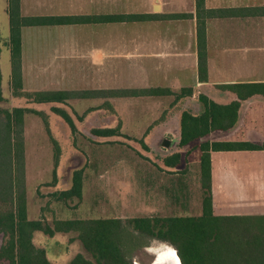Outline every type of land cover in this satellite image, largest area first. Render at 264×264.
I'll list each match as a JSON object with an SVG mask.
<instances>
[{
	"label": "crops",
	"instance_id": "0c3cea01",
	"mask_svg": "<svg viewBox=\"0 0 264 264\" xmlns=\"http://www.w3.org/2000/svg\"><path fill=\"white\" fill-rule=\"evenodd\" d=\"M8 7V0H0V68L4 47L10 52L11 62ZM205 7L242 11L234 15L206 18L208 71L206 79L202 80L199 77L196 0H21L23 16L93 17L112 14L149 16L134 21L92 20L88 23L22 27L24 90L90 91L88 96L70 98L66 103L35 105L48 115L49 123L43 124L44 132L41 137L49 140L52 164L53 138L60 147L67 148L66 153L74 154L77 151L74 149L73 141L76 139L74 137H78L77 134L72 136L68 125L60 117H55L51 111L52 105L66 108L74 119L77 132L100 144L120 141L121 137H126L137 145L141 144L139 140H143L149 146L147 151L152 152L159 144L151 146L150 139L157 130H161L163 133L160 144L168 147L166 150L171 154L181 153V164L178 167L174 169L166 167L172 171L186 168L187 161L183 156V149L191 147L187 158H192L199 169L201 194L203 189L200 169L201 142L205 140L264 142V96L256 94L241 100L239 121L233 129L215 130L187 145H179L181 115L186 110L193 114L202 112V105L199 102L201 94L220 104H228L239 98L234 91L225 87L226 85L264 82V0H205ZM174 13H188L189 16L167 17ZM2 18L6 30L5 37L1 34ZM11 73L12 67L8 81L9 95H4L2 73L5 99L7 97L12 99ZM153 87L168 88L174 94L124 96L112 93L117 90H142ZM184 88H190L192 92L182 95ZM87 99H93L95 102L84 104L82 100ZM129 106L144 109V112L143 110L140 112L154 116L138 136L125 133L122 119L123 136L92 134V129L115 127L112 124L114 116H122ZM84 115L93 118L94 125L88 130L82 128L83 124L80 122ZM174 116L177 119L174 121V128L166 130L165 125H169L170 118ZM169 135L173 136L172 140L168 138ZM30 136L25 116L27 179H29L27 142ZM179 147L180 150L177 149ZM78 154L82 156H80L82 161H85L83 153ZM67 159L65 156L63 161ZM182 159L186 161L183 168ZM211 160L214 215H264V149L212 151ZM51 167L53 171L54 166ZM183 171L187 180L188 172L186 169ZM178 174L180 173L174 175ZM172 181L170 180L169 184L161 183L159 187L170 191L174 188ZM57 184L59 187L62 183ZM202 200L203 196L195 216L202 215ZM42 205L43 203L41 209H38L36 219L41 218Z\"/></svg>",
	"mask_w": 264,
	"mask_h": 264
},
{
	"label": "trees",
	"instance_id": "16d2710c",
	"mask_svg": "<svg viewBox=\"0 0 264 264\" xmlns=\"http://www.w3.org/2000/svg\"><path fill=\"white\" fill-rule=\"evenodd\" d=\"M9 1L10 46H11V89L12 99L24 97L22 105L14 103L12 108L0 106V233L4 241L0 245V261L8 264H51L45 248H38L34 241L36 231L49 236L57 232L77 231L84 248L94 260L87 259L82 253L76 254L69 264H135L131 253L132 244L136 247L148 244L143 241L153 239L167 242L175 247L181 264H264V215H214L212 209L211 152L219 150H263V143L250 141H213L201 142V178L206 192L202 200V215L136 216L124 220L121 217H98L87 219H59L51 226L44 218L30 219L27 203L25 116L34 113L48 124V115L35 107L42 103H66L67 99L84 97L90 91H26L22 79V38L21 29L29 25H62L96 22L134 21L148 18L145 14H112L102 16L59 15V16H23L21 0ZM198 18V54L199 77H207L206 18L234 15L241 9H207L205 0H196ZM242 11V10H241ZM188 13L169 14V18H186ZM1 41V40H0ZM1 53V45H0ZM225 87L234 91L238 98L228 104H220L205 94L199 96L202 112L193 114L184 111L181 115L180 146L204 137L215 130L233 129L239 121L241 100L253 95L264 96V82L234 83ZM192 92L184 88L183 94ZM113 95H164L174 94L168 88L153 87L142 90H117ZM5 98L2 90V72L0 68V101ZM55 117H60L69 127L72 136L77 128L72 115L66 108L52 105ZM77 117H79L77 115ZM122 124L112 128L92 129L96 136H123ZM117 142L116 140L112 141ZM144 150L149 146L139 140ZM54 163L58 165L61 147L53 138ZM77 151L76 142L73 141ZM69 153V154H67ZM69 174L64 179L65 188L53 195L57 200H68L83 196L82 158L67 152ZM73 155V154H72ZM82 157V156H81ZM81 161V162H80ZM163 164V166H161ZM159 167L172 169L181 164V153L167 155ZM78 165H81L77 167ZM172 171V170H171ZM56 167L53 170L52 185L63 183Z\"/></svg>",
	"mask_w": 264,
	"mask_h": 264
},
{
	"label": "rangeland",
	"instance_id": "374dc122",
	"mask_svg": "<svg viewBox=\"0 0 264 264\" xmlns=\"http://www.w3.org/2000/svg\"><path fill=\"white\" fill-rule=\"evenodd\" d=\"M1 34L2 37H5L3 18ZM1 69L4 95H9L8 81L11 62L10 52L5 47L2 51ZM25 102L24 97L13 99L7 97L0 101V106L11 109L14 103L23 105ZM82 102L92 104L95 101L87 99ZM142 110L144 112V109ZM142 110L129 106L125 114L114 116L112 124L116 126L122 119L125 133L138 136L154 117L152 114L140 112ZM86 117L84 115L80 122L83 124L82 128L88 130L93 127L94 122L93 118L87 117L88 119H86ZM174 121H177L175 116L170 118L169 125L164 126L166 130L174 128ZM44 122L45 120L39 115L33 113L26 115V125L29 135H31L27 142L29 163V179H27L29 199L27 200L30 219H36L42 203L41 217L51 226H54L55 221L59 219L121 217L124 220L132 221L136 216L147 214L150 216L194 215L198 212L201 197L205 195L206 189H202V194L200 193L199 169L192 158H187L191 147L183 149V156L186 158L187 164L186 168H183L186 161L182 159L181 167L188 172V179L185 180L183 170L171 171V169L159 167L165 156L171 154L166 150L168 147H163L160 144L163 133L161 130H157L154 137L150 139L151 146L159 144L157 148H153L154 150L151 148L152 152L144 150L141 144L137 145L130 138L121 137V142L100 144L91 141L87 135L77 132L76 136L78 137L74 138H76L75 142L78 148L77 152L71 156L80 152L85 156V161L82 162V168H84L83 196L82 198L57 200L53 193L62 190L58 188L66 187L64 179L67 178L70 169L67 163L65 164L66 160L63 161L67 148L61 147L58 165L56 166L54 159L52 164L49 140L46 137H41L44 132L43 124H46ZM168 138L172 140L173 136L169 135ZM177 149L180 150V147ZM77 158L80 160L81 157ZM51 166L56 167L58 176H63V183L59 187L58 184L52 185L51 183L53 180ZM79 166L81 165L77 167ZM177 172L180 174L174 175ZM170 180H173L174 183V188L170 191L159 187L161 183L162 185L169 184ZM0 209H4V207H0ZM2 241H4V237L0 233V245ZM33 241L38 248H45L51 264H69L78 253H82L89 260H94L92 254L84 248L78 237V232L74 230L57 232L52 237L41 231H36ZM143 242L148 245L136 247L132 244L130 248L135 264H154L160 254L175 249L173 245L156 239ZM0 264L8 263L0 261Z\"/></svg>",
	"mask_w": 264,
	"mask_h": 264
},
{
	"label": "bare ground",
	"instance_id": "6f19581e",
	"mask_svg": "<svg viewBox=\"0 0 264 264\" xmlns=\"http://www.w3.org/2000/svg\"><path fill=\"white\" fill-rule=\"evenodd\" d=\"M172 253H175L173 255ZM154 264H181L178 253L175 249H172L170 252L160 254L159 258Z\"/></svg>",
	"mask_w": 264,
	"mask_h": 264
},
{
	"label": "snow or ice",
	"instance_id": "6c2138e0",
	"mask_svg": "<svg viewBox=\"0 0 264 264\" xmlns=\"http://www.w3.org/2000/svg\"><path fill=\"white\" fill-rule=\"evenodd\" d=\"M173 255H175V253H172Z\"/></svg>",
	"mask_w": 264,
	"mask_h": 264
},
{
	"label": "water",
	"instance_id": "95a60500",
	"mask_svg": "<svg viewBox=\"0 0 264 264\" xmlns=\"http://www.w3.org/2000/svg\"><path fill=\"white\" fill-rule=\"evenodd\" d=\"M177 251V250H176ZM180 263H181V260H180Z\"/></svg>",
	"mask_w": 264,
	"mask_h": 264
}]
</instances>
